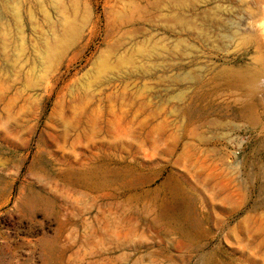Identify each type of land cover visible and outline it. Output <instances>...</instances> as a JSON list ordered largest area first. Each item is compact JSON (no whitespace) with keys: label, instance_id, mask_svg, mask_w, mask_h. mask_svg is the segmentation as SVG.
Returning <instances> with one entry per match:
<instances>
[{"label":"rangeland","instance_id":"rangeland-1","mask_svg":"<svg viewBox=\"0 0 264 264\" xmlns=\"http://www.w3.org/2000/svg\"><path fill=\"white\" fill-rule=\"evenodd\" d=\"M260 60L264 0H0V264H264Z\"/></svg>","mask_w":264,"mask_h":264},{"label":"bare ground","instance_id":"bare-ground-1","mask_svg":"<svg viewBox=\"0 0 264 264\" xmlns=\"http://www.w3.org/2000/svg\"><path fill=\"white\" fill-rule=\"evenodd\" d=\"M259 62H261L262 63L261 65L264 66V62L262 60H260ZM221 74L232 75V76L237 78L238 83L236 85L234 84L236 86L235 87V89H236L235 93H236L237 99H236L235 104L237 106H240L242 108L250 107L254 104V102L256 100H258L262 96H264V81H262V79H261L262 75H260L259 73H255L254 71H251V70L239 71L236 69V71H234V70L224 69L221 71ZM181 78L183 79L182 76H181ZM187 78H188V76H187ZM229 80L227 83H229ZM178 82H180L179 79H178ZM124 95L125 94H123V97L122 96L117 97L118 100H120V104H121L118 109H114L113 106H112L113 108L112 107L107 108L106 113L108 115V119H106L104 121V124L106 127L107 135L110 138V140H108V143L103 144V145H108V147H110V148L114 147L117 142L125 140L128 137V135L130 134V126L132 123V112H131L130 108H128V107L131 105L130 104L131 101H129L127 97H124ZM183 96L184 95H182V97ZM109 98H112V97L107 96L105 99L103 98L101 101L106 102L107 99H109ZM100 111L97 109H93L92 112L90 111L91 113H90V115H88V122H89L90 126L94 122V115L97 113H100ZM101 113H102V111H101ZM118 124H119V127H117ZM91 127H92L91 129L93 131V132L92 131L91 132L94 133L96 130L94 129V126H91ZM187 132L185 135H187L189 137H191L193 135V132H191V133L189 132L188 134H187ZM64 136H65V134H64ZM263 176H264V169H263ZM261 187H262V193L264 194V181L262 182ZM263 199H264V197H263ZM261 203L264 204V202H261ZM174 212L175 211H168V212L164 213V217L169 218L172 215V213H174ZM256 236H258V237H256ZM263 236L264 235H260L259 233H257V231L254 230L253 231V239H255V238L256 239L254 240L253 244L250 245V249L251 250L254 249L256 251L257 257L259 258L260 261H264V238H262ZM251 250H250V252H251Z\"/></svg>","mask_w":264,"mask_h":264}]
</instances>
